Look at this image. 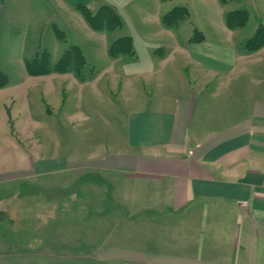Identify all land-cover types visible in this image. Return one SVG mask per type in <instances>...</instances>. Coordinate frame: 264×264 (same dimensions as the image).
Returning <instances> with one entry per match:
<instances>
[{"label":"crops","instance_id":"0c3cea01","mask_svg":"<svg viewBox=\"0 0 264 264\" xmlns=\"http://www.w3.org/2000/svg\"><path fill=\"white\" fill-rule=\"evenodd\" d=\"M7 3V18L78 28L82 85L101 79L96 53L116 67L120 119L100 121L113 133L90 147L87 128L43 124L27 91L0 89V264H264V46L245 50L264 0ZM104 5L122 25L95 32L78 8ZM177 7L188 17L165 26ZM123 36L134 55L112 58Z\"/></svg>","mask_w":264,"mask_h":264},{"label":"rangeland","instance_id":"374dc122","mask_svg":"<svg viewBox=\"0 0 264 264\" xmlns=\"http://www.w3.org/2000/svg\"><path fill=\"white\" fill-rule=\"evenodd\" d=\"M1 5L0 0V71L7 76V81H9V88L6 89L5 94L12 96L16 91L19 93L27 91L31 115L37 117L41 123H57L62 128L74 125V129L79 130L74 133L78 137L83 133V129L87 128L88 131L85 132L86 137L90 135L91 141L89 140L88 144L90 147L98 142L95 140L96 138L102 136L108 143L113 132L110 129L106 130L104 125L101 124L100 126L99 123L111 118L120 119L113 113L114 96L119 93L120 86L118 79L115 78L116 67L108 64L105 69L107 63L103 59H98L96 53L93 59L97 62L95 69L96 72L102 73L98 82L94 80L82 85L78 79L81 74L88 75L89 72H92V67L84 68L83 73L75 69L73 72L66 73L51 70L42 75H29L25 64L27 60L32 61L47 55L50 65H54L67 50L72 40L67 33V25L65 26L62 22H66V20H61V18L55 20L58 31H63L62 36L58 35V38L52 29V21H49V18L42 20L10 19L6 16L9 14L10 8L8 6L10 4H5L4 8ZM2 10H4V14L1 13ZM203 10V5H201L200 11ZM67 27L74 37L72 39L76 40L77 43H82L76 34L79 33L78 28L72 24ZM109 34L110 36H117L123 33L117 30ZM86 53L89 55L90 52L87 50ZM103 69L105 70L102 71ZM68 74L73 75L79 81L70 80ZM56 75L60 77L59 81L55 78ZM50 76L52 79L49 78ZM51 90L53 92H50ZM41 94L43 98L40 101ZM61 105L64 109L59 108ZM51 111L52 115L49 116L47 112L50 113ZM74 144H76L75 141ZM76 200L78 199L75 196L74 207L78 211L81 206Z\"/></svg>","mask_w":264,"mask_h":264},{"label":"trees","instance_id":"16d2710c","mask_svg":"<svg viewBox=\"0 0 264 264\" xmlns=\"http://www.w3.org/2000/svg\"><path fill=\"white\" fill-rule=\"evenodd\" d=\"M166 1V0H163ZM79 11L83 15L87 24L95 31H112L122 25V19L117 12L110 6H101L95 12H91L87 7L80 6ZM188 17V11L185 8L177 7L170 10L162 17V23L167 27H173ZM245 18V11L229 13L226 21L229 26H236L242 23ZM57 37L62 36L63 31L56 30ZM59 38V37H58ZM64 41V40H63ZM264 46V26H258L254 34L246 41L245 50L255 52ZM109 56L112 58L121 55H134L131 38L127 36L119 37L113 41L107 49ZM29 75L37 76L50 72H73L77 70L82 73L85 61L81 50L76 46H70L54 65H50L47 55L36 58L32 61L25 62ZM53 66V67H52ZM52 68V69H51ZM7 85V76L0 71V88Z\"/></svg>","mask_w":264,"mask_h":264},{"label":"built area","instance_id":"2783aa9c","mask_svg":"<svg viewBox=\"0 0 264 264\" xmlns=\"http://www.w3.org/2000/svg\"><path fill=\"white\" fill-rule=\"evenodd\" d=\"M241 205H242V206H245V205H246V202H241Z\"/></svg>","mask_w":264,"mask_h":264}]
</instances>
